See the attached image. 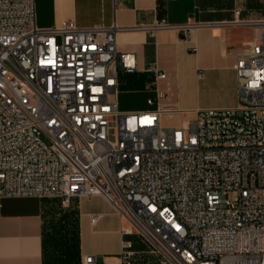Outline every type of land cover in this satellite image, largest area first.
<instances>
[{
	"label": "built area",
	"instance_id": "built-area-1",
	"mask_svg": "<svg viewBox=\"0 0 264 264\" xmlns=\"http://www.w3.org/2000/svg\"><path fill=\"white\" fill-rule=\"evenodd\" d=\"M35 17L34 0H0V197L101 195L121 235L162 264H264V36L237 54V106L165 127L183 111L163 102L156 62L151 107L117 108V73L134 59L116 49V25ZM174 27L187 37L196 26ZM132 244L122 238L119 264Z\"/></svg>",
	"mask_w": 264,
	"mask_h": 264
},
{
	"label": "crops",
	"instance_id": "crops-1",
	"mask_svg": "<svg viewBox=\"0 0 264 264\" xmlns=\"http://www.w3.org/2000/svg\"><path fill=\"white\" fill-rule=\"evenodd\" d=\"M35 23L56 25L73 18L79 26L116 25V49L134 68L117 73L119 111L145 110L152 91L146 71L156 62L166 73L158 87L163 102L191 115L199 109L238 104L234 65L243 47L264 36V0H34ZM165 19L169 25L149 28ZM196 27L185 37L176 27ZM165 125V127H176ZM96 216L92 221L91 217ZM124 222L101 195L58 198L0 197V264H119L122 238L132 240L130 264H162L135 235L122 236Z\"/></svg>",
	"mask_w": 264,
	"mask_h": 264
},
{
	"label": "rangeland",
	"instance_id": "rangeland-1",
	"mask_svg": "<svg viewBox=\"0 0 264 264\" xmlns=\"http://www.w3.org/2000/svg\"><path fill=\"white\" fill-rule=\"evenodd\" d=\"M191 117H192V114L191 115L184 114V116L163 118L162 126L178 124V122H180L182 120L190 119ZM42 198H54V197H42ZM262 247L264 249V240H263V243H262Z\"/></svg>",
	"mask_w": 264,
	"mask_h": 264
}]
</instances>
